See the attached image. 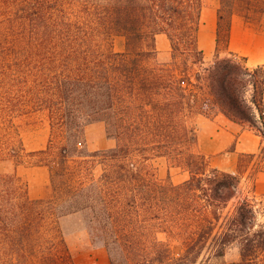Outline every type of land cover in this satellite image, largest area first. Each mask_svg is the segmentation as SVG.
Masks as SVG:
<instances>
[{"label":"trees","instance_id":"16d2710c","mask_svg":"<svg viewBox=\"0 0 264 264\" xmlns=\"http://www.w3.org/2000/svg\"><path fill=\"white\" fill-rule=\"evenodd\" d=\"M218 2L206 62L202 0H0V163L11 165L0 172V264H74L60 221L77 214L109 264H198L234 243L240 259L229 264H264V213L242 185L264 171V142L239 154L234 172L197 150L200 116L221 115L264 138V63L220 56L230 52L232 17L263 16L264 0ZM159 34L170 45L163 63ZM30 111L48 117L41 150L28 151L15 124ZM95 121L115 145L84 153ZM157 157L187 179H158L149 164ZM26 164L49 170L48 198L29 197L16 173ZM160 233L180 241L177 255Z\"/></svg>","mask_w":264,"mask_h":264},{"label":"rangeland","instance_id":"374dc122","mask_svg":"<svg viewBox=\"0 0 264 264\" xmlns=\"http://www.w3.org/2000/svg\"><path fill=\"white\" fill-rule=\"evenodd\" d=\"M207 2L210 0H206ZM218 1V0H216ZM219 5V2H218ZM208 38L207 36H205ZM202 45V44H201ZM264 46V15L259 16L253 14L249 19L243 18L239 14H235L231 20V36H230V52L220 53L221 57H235L236 60L245 62L248 67H253V64L248 60L249 54L256 53ZM198 47L202 50L201 46ZM113 49L122 51L124 49V40L121 37H115L113 40ZM169 49L166 51H158L156 59L158 62H165L169 59ZM203 51V50H202ZM214 50L209 52L203 51L206 62H211L214 57ZM234 59V58H233ZM15 124L21 134L22 141L28 151H36L44 149L50 139V127L47 114L43 111H30L16 118ZM207 122L200 120L197 123V150L202 155L208 157L209 163L213 167L221 170L234 172L236 168L237 158L241 152H236L235 146L238 142L239 149L256 151L255 144L257 133L255 131H247L241 137V140L234 139L228 143V139L222 138L217 144L213 140V128L205 126ZM217 126H221L219 121ZM58 141V140H54ZM244 142L253 145L251 149L244 147ZM216 143V144H215ZM115 145V141L108 139L106 136L105 125L102 121H95L89 124L84 130V145L78 149L85 152H94L98 150L108 149ZM56 151V150H54ZM244 153V152H243ZM249 153V152H246ZM252 153V152H250ZM78 159V158H76ZM72 159L70 161L73 164ZM79 160V159H78ZM149 164L153 167L156 177L164 180L167 177L173 183H180L187 179V172L179 168L169 166L164 158H154ZM39 166L21 165L16 169L17 175L24 182L31 181L33 191L38 193L41 189H47V197L51 195V186L49 180V170L47 167L38 168ZM44 167V166H41ZM11 165L9 163H0V172L9 171ZM97 173V170H95ZM99 173V167H98ZM252 174L250 177L249 175ZM243 179V193L255 198L259 204V208L264 213V171H253ZM260 222H264V217H260ZM60 229L66 245L71 251L74 264H109L108 255L103 247L101 240L92 241L86 217L82 214L70 215L60 221ZM160 240L166 241L172 249V252L177 255L181 251L180 241L172 235L164 233L158 234ZM209 258L210 262L216 264H229L238 262L239 248L237 244L230 245L222 257H213L205 251L198 264H203Z\"/></svg>","mask_w":264,"mask_h":264},{"label":"crops","instance_id":"0c3cea01","mask_svg":"<svg viewBox=\"0 0 264 264\" xmlns=\"http://www.w3.org/2000/svg\"><path fill=\"white\" fill-rule=\"evenodd\" d=\"M218 1L216 0H202V10H201V16H200V27L198 32V44L201 46L203 51L209 52L211 50H214L215 48V31H216V24H217V11H218ZM207 36L208 38H206ZM202 44V45H201ZM155 47L157 52L158 51H166L169 49L170 51V45L167 37L164 34H159L155 37ZM168 51V52H169ZM248 60H250L253 64V67L257 65H261L264 63V46L262 49L256 53L249 54ZM263 109H264V99H263ZM200 120H204L207 122L205 126H210V128H213L212 131H214V134H211L213 136V140L219 144L220 140L222 138L228 139V143H231L234 141V139L241 140V137L243 134H245L247 131H252V128H250L248 125L245 124H238L229 121L225 117L218 115L213 119H207L205 117H198L197 123L199 124ZM219 121L221 126H217L216 122ZM254 131V130H253ZM256 141L255 144L257 145L255 148L256 151L258 150L261 143L264 142V138L262 139L258 134L255 135ZM215 143V144H216ZM238 142L236 143V152L246 153V152H252L251 150H241L239 149ZM253 145L248 142H244L245 148H253ZM240 153V154H241ZM38 168H45V167H38ZM186 180V179H185ZM29 181L27 182L28 185V195L31 199H40L47 197V189H41L38 193L34 192L32 187L33 184Z\"/></svg>","mask_w":264,"mask_h":264}]
</instances>
